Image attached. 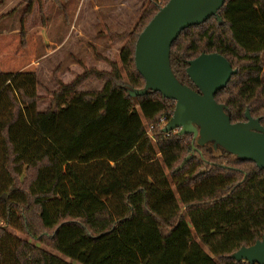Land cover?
<instances>
[{
  "label": "trees",
  "instance_id": "1",
  "mask_svg": "<svg viewBox=\"0 0 264 264\" xmlns=\"http://www.w3.org/2000/svg\"><path fill=\"white\" fill-rule=\"evenodd\" d=\"M27 1L25 13L41 2ZM168 1L142 0L120 66L92 72L99 90H79L83 74L39 110L35 72H0V264H249L230 256L264 235V170L191 134L167 136L160 121L175 102L159 92L128 95L145 84L137 38ZM218 15L172 43V72L196 90L188 62L223 56L237 73L217 103L231 123L248 109L264 127V0H226Z\"/></svg>",
  "mask_w": 264,
  "mask_h": 264
},
{
  "label": "water",
  "instance_id": "2",
  "mask_svg": "<svg viewBox=\"0 0 264 264\" xmlns=\"http://www.w3.org/2000/svg\"><path fill=\"white\" fill-rule=\"evenodd\" d=\"M226 0H169L139 34L134 50L137 72L144 79V87L128 90L130 97L159 92L163 98L175 102L164 133L178 130L179 136L191 134L198 146L210 144L241 161H250L264 170V127L248 109L244 122L231 123L226 107L217 103L215 95L223 89L237 70L217 53L201 54L188 62L186 74L195 89L182 84L170 65L172 43L183 30L204 23L214 16L221 23L219 9ZM186 156L176 170L191 159ZM236 261L264 264V235L249 247H241L231 254Z\"/></svg>",
  "mask_w": 264,
  "mask_h": 264
},
{
  "label": "rangeland",
  "instance_id": "3",
  "mask_svg": "<svg viewBox=\"0 0 264 264\" xmlns=\"http://www.w3.org/2000/svg\"><path fill=\"white\" fill-rule=\"evenodd\" d=\"M27 5V0H12L3 15L0 12V72H35L39 110L53 107L52 94L59 83L69 84L83 74L79 90L101 89L102 78L92 72L108 73L113 63L120 66L126 33L143 12L142 0H65V10L41 0L33 1L25 13Z\"/></svg>",
  "mask_w": 264,
  "mask_h": 264
},
{
  "label": "built area",
  "instance_id": "4",
  "mask_svg": "<svg viewBox=\"0 0 264 264\" xmlns=\"http://www.w3.org/2000/svg\"><path fill=\"white\" fill-rule=\"evenodd\" d=\"M160 122H161L160 126L162 125V127L164 128V126H165L166 123H167L166 120H165V118H162ZM152 128H153V127L150 126L149 129H148V134H149V135H150V131L152 130ZM177 132H178V130H175V131H172V132H169V133H165V134L168 136L170 133H177Z\"/></svg>",
  "mask_w": 264,
  "mask_h": 264
},
{
  "label": "crops",
  "instance_id": "5",
  "mask_svg": "<svg viewBox=\"0 0 264 264\" xmlns=\"http://www.w3.org/2000/svg\"><path fill=\"white\" fill-rule=\"evenodd\" d=\"M12 1V0H11ZM11 1L9 2V4L11 3ZM9 4H7V0L5 1V4L2 6V7H0V12H1V15H3V13H2V11L3 10H5V9H7V7L9 6ZM3 31H5V30H3Z\"/></svg>",
  "mask_w": 264,
  "mask_h": 264
}]
</instances>
